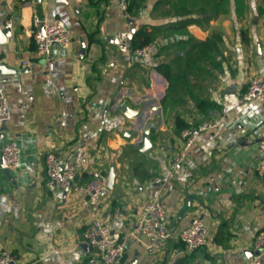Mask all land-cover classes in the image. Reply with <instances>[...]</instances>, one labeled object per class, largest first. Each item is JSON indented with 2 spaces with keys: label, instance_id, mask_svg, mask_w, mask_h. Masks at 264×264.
Returning <instances> with one entry per match:
<instances>
[{
  "label": "crops",
  "instance_id": "obj_1",
  "mask_svg": "<svg viewBox=\"0 0 264 264\" xmlns=\"http://www.w3.org/2000/svg\"><path fill=\"white\" fill-rule=\"evenodd\" d=\"M216 1L136 0L123 11L119 0H0V76L11 115L0 148L14 142L21 150L17 168L0 166V250L14 264H86L95 252L83 240L90 207L71 188L47 180V152L74 168L77 185L101 172L107 196L98 214L118 210L110 227L120 234H130L142 203L161 202L171 237L154 249L129 235L120 264H174L185 257L189 264L247 263L264 230L256 142L264 100L241 96L251 79L264 80V0H229L227 13L211 10ZM34 13L63 21L70 45L38 56ZM186 18L199 23L177 30ZM141 26L158 29L146 58L131 53ZM190 37L213 38L217 52L216 63L197 77L199 86L190 88L212 104L202 113L187 97L163 103L168 84L155 69L181 55L177 43ZM217 116L222 125L200 135L182 169L169 173L180 132ZM177 118L186 125L179 133ZM166 174L168 182H152ZM194 217L203 219L209 237L188 254L179 234Z\"/></svg>",
  "mask_w": 264,
  "mask_h": 264
},
{
  "label": "built area",
  "instance_id": "obj_2",
  "mask_svg": "<svg viewBox=\"0 0 264 264\" xmlns=\"http://www.w3.org/2000/svg\"><path fill=\"white\" fill-rule=\"evenodd\" d=\"M27 2L28 0H20ZM119 8L125 11L127 0H119ZM32 39L38 56L48 55L52 46L67 48L73 37L65 23L59 19L49 18L46 14L34 13L31 17ZM10 27V22H7ZM154 50L152 43L131 51L139 58L149 57ZM27 62H25L26 64ZM243 101L264 100V80L253 78L249 81L247 90L242 94ZM8 100L0 76V132L10 120ZM221 116L202 120L194 127L185 128L180 132L179 145L169 164V173L182 169L190 148L198 137L212 132L222 125ZM257 173L264 176V120L257 132ZM21 150L14 142L4 144L0 148V166L5 169H15L20 164ZM44 169L47 180L56 188H71L82 195L84 203L90 207L92 220L83 231V240L93 247L95 252L86 264H120L128 243L129 235L142 236L150 248L163 247L171 237L169 219L161 202L157 199L147 200L138 209L131 232L128 235L120 234L110 227L112 219L118 215V210L98 214L100 202L107 196V187L99 170L91 173L89 181L84 185L75 183L76 172L70 165H63L60 157L54 152H47L44 156ZM169 174L154 176L152 182L160 185L168 182ZM209 232L201 217H194L189 225L179 234L184 252L190 254L208 243ZM15 257L6 251L0 250V264H14ZM246 264H264V230L260 231L252 243V254Z\"/></svg>",
  "mask_w": 264,
  "mask_h": 264
},
{
  "label": "trees",
  "instance_id": "obj_3",
  "mask_svg": "<svg viewBox=\"0 0 264 264\" xmlns=\"http://www.w3.org/2000/svg\"><path fill=\"white\" fill-rule=\"evenodd\" d=\"M108 1V0H107ZM136 5V0H130L127 7L128 11H131ZM211 10L218 13H227L229 10V0H217L213 4ZM212 16L204 17V21H208ZM191 23H199L196 19H183L179 21L177 30L184 29ZM158 35V29L147 31L145 26H141L133 34L131 39L132 48H140L146 44L152 43L156 40ZM177 51L181 52V55H174L173 58L165 63H160L155 67L156 71L162 75L167 81V88L163 103L170 102H184V98L187 97L195 103V107L202 113L207 108H210L212 104L204 98H199L191 91V87H198L199 82L197 77L202 72L207 71V66L210 63L213 65L216 63L215 54L217 53L213 45V38L205 41H198L192 37L186 41L178 42ZM177 132L186 127V125L179 118L176 119ZM174 264H189L187 257L182 258Z\"/></svg>",
  "mask_w": 264,
  "mask_h": 264
},
{
  "label": "water",
  "instance_id": "obj_4",
  "mask_svg": "<svg viewBox=\"0 0 264 264\" xmlns=\"http://www.w3.org/2000/svg\"><path fill=\"white\" fill-rule=\"evenodd\" d=\"M6 34V33H5ZM147 148V140L144 141L143 143V148L142 149H146Z\"/></svg>",
  "mask_w": 264,
  "mask_h": 264
}]
</instances>
